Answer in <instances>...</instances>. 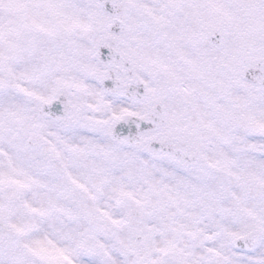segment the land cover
Masks as SVG:
<instances>
[{
    "label": "snow or ice",
    "instance_id": "1",
    "mask_svg": "<svg viewBox=\"0 0 264 264\" xmlns=\"http://www.w3.org/2000/svg\"><path fill=\"white\" fill-rule=\"evenodd\" d=\"M0 264H264V0H0Z\"/></svg>",
    "mask_w": 264,
    "mask_h": 264
}]
</instances>
